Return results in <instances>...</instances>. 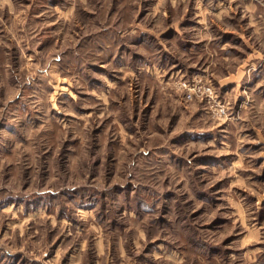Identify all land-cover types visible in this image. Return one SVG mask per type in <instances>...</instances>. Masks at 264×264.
<instances>
[{"label":"rangeland","instance_id":"rangeland-1","mask_svg":"<svg viewBox=\"0 0 264 264\" xmlns=\"http://www.w3.org/2000/svg\"><path fill=\"white\" fill-rule=\"evenodd\" d=\"M153 55L158 87L133 66ZM165 132L180 151L160 207L184 243L137 233L108 194L77 196L118 188L120 157L153 158ZM65 173L63 203L25 195ZM161 243L193 264H264V0H0V264H156Z\"/></svg>","mask_w":264,"mask_h":264},{"label":"clouds","instance_id":"clouds-1","mask_svg":"<svg viewBox=\"0 0 264 264\" xmlns=\"http://www.w3.org/2000/svg\"><path fill=\"white\" fill-rule=\"evenodd\" d=\"M128 31L126 24L116 26L113 34V39L117 42H123L121 39ZM149 59L152 61L151 66L145 61L139 63L134 62L133 66L141 70L143 73L146 71L151 74L152 79L146 81L151 83L153 86H159L160 77L163 72L160 68L156 67L159 62L158 59L153 55ZM127 71L131 74V69ZM199 94L200 89L195 90ZM210 94V93H209ZM187 100L192 101L191 92L189 93ZM228 104L222 105L219 110L213 109V117H219L221 113L225 112ZM153 143L160 148V151L155 153V156L150 159H146L144 156H139L136 153L130 155L121 156V163L118 166V175L115 178V183L119 185L118 188H112L110 183L92 182L89 184L87 189L81 190L77 193L80 197L79 202L81 204H95L97 197H101L104 194L112 196L110 203V209L119 213H123V218L132 223L133 228L140 231L150 232L151 235H160L161 240H169L172 243H184V237L189 235L186 231V222L183 219H177L179 213L173 211L168 213L167 219H164L162 213L165 211L160 206L165 203L162 192H163V176L160 174L163 172L164 175H170L173 171L170 166L169 156L171 151H180L176 149L174 145L167 143V132L163 136H157ZM148 146L147 143L145 145ZM147 163H154L152 169L146 167ZM87 169L81 165L77 169H73L72 175L86 174ZM67 173L61 177V180L51 186L45 184L43 186H34L25 193L30 195L36 193L38 196H43L49 201L56 197L58 202L63 203V196H61L60 189L65 186L68 181L66 179ZM112 179L111 176L108 177ZM69 207H75L76 199L68 202ZM160 217L159 219L157 217ZM143 217V219H140ZM149 224L152 227H149ZM159 248L163 249L162 253L153 251L152 256L155 259L156 264H193V260L196 259L191 253H185L180 256L178 252H170L163 243L158 245ZM177 247L179 245L177 244Z\"/></svg>","mask_w":264,"mask_h":264},{"label":"built area","instance_id":"built-area-1","mask_svg":"<svg viewBox=\"0 0 264 264\" xmlns=\"http://www.w3.org/2000/svg\"><path fill=\"white\" fill-rule=\"evenodd\" d=\"M198 84V82H197ZM192 90H195L196 89V86L195 84L191 87ZM198 89L201 90V92H210L212 89H211V85L210 84H202V86L198 85ZM189 95V93L187 94V96Z\"/></svg>","mask_w":264,"mask_h":264}]
</instances>
